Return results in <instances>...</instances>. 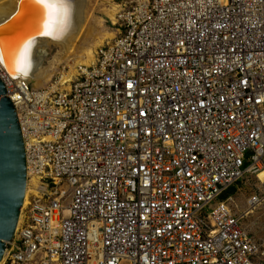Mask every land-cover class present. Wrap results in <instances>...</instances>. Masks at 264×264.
Wrapping results in <instances>:
<instances>
[{
  "label": "built area",
  "instance_id": "2783aa9c",
  "mask_svg": "<svg viewBox=\"0 0 264 264\" xmlns=\"http://www.w3.org/2000/svg\"><path fill=\"white\" fill-rule=\"evenodd\" d=\"M117 6L68 89L0 68L30 185L3 264H264L243 224L264 207V0Z\"/></svg>",
  "mask_w": 264,
  "mask_h": 264
},
{
  "label": "bare ground",
  "instance_id": "6f19581e",
  "mask_svg": "<svg viewBox=\"0 0 264 264\" xmlns=\"http://www.w3.org/2000/svg\"><path fill=\"white\" fill-rule=\"evenodd\" d=\"M94 4L91 11H86L88 4ZM70 5V15L65 31L59 39L50 37L37 36L31 48V68L27 76H14L10 73L8 67L4 63H0V68L12 80H18L30 85L33 91L40 92L46 90L51 92L56 87L51 71L53 65L57 67L63 64L61 71L58 73L60 81L55 79V82L60 84L63 89H68L73 78L78 74L80 68L91 67L95 63L97 51L116 38V34L110 33L105 29L104 21L96 17V13L105 12L107 18L115 24V15L118 7L110 6V10H101L103 3L100 0H68ZM109 4V2H106ZM90 8V7H89ZM21 11V0H0V24L13 16L10 24L14 21L17 14ZM38 16H30L25 22L31 21L36 23ZM8 24V25H10ZM6 34L8 30L6 29ZM94 39V41H92ZM111 41V42H110ZM57 48L58 54L53 57L48 64H44L47 59V51L51 48ZM43 52L42 55L40 52ZM46 58V59H45ZM69 70V71H68ZM57 77V78H58ZM48 85V86H47ZM52 86H54L52 88ZM264 180V173L260 176ZM37 186V184H35ZM30 195V185L27 184V190L24 198V203L21 209L20 218L16 227V232L19 230L24 211L28 206ZM15 232V233H16ZM4 258L0 264L5 261Z\"/></svg>",
  "mask_w": 264,
  "mask_h": 264
},
{
  "label": "water",
  "instance_id": "95a60500",
  "mask_svg": "<svg viewBox=\"0 0 264 264\" xmlns=\"http://www.w3.org/2000/svg\"><path fill=\"white\" fill-rule=\"evenodd\" d=\"M13 16L0 25L10 24ZM6 96L0 79V263L14 238L27 188L24 141L16 110Z\"/></svg>",
  "mask_w": 264,
  "mask_h": 264
},
{
  "label": "snow or ice",
  "instance_id": "6c2138e0",
  "mask_svg": "<svg viewBox=\"0 0 264 264\" xmlns=\"http://www.w3.org/2000/svg\"><path fill=\"white\" fill-rule=\"evenodd\" d=\"M70 15L68 0H21V11L10 25H0V63L14 76H27L37 36L59 39ZM38 16L36 23L25 22ZM6 29L8 34H6Z\"/></svg>",
  "mask_w": 264,
  "mask_h": 264
},
{
  "label": "rangeland",
  "instance_id": "374dc122",
  "mask_svg": "<svg viewBox=\"0 0 264 264\" xmlns=\"http://www.w3.org/2000/svg\"><path fill=\"white\" fill-rule=\"evenodd\" d=\"M101 3H103V7L100 8L101 10H110V6L113 5V7H118L117 5H121L123 3V0H100ZM106 2H109V4H106ZM86 11H91L94 7V4L92 2L88 4ZM110 5V6H109ZM90 7V8H89ZM96 17L100 18L104 21V26L107 31L110 33L116 34V30L113 29L111 26L110 20L105 15V12H98L96 13ZM94 41V39L92 40ZM111 42V41H110ZM58 49L55 47H51L46 53H47V59L45 60L44 64H48L49 61L53 59L58 54ZM42 51L40 54L42 55ZM53 70L51 71L53 75V81L59 76L58 73L61 71L63 64L59 65L57 64V67L55 65L52 66ZM69 71V70H68ZM48 86V85H47ZM259 188L258 184L255 180H253L251 177H247L243 179L241 182H239L234 188L228 190L223 196L222 199H226L227 197L231 198V204L234 206L237 212H241L244 210L247 201L250 197L254 195L255 192H257V189ZM245 229L250 233V235L257 241V242H264V207L261 209H258L251 217L246 219L244 222Z\"/></svg>",
  "mask_w": 264,
  "mask_h": 264
}]
</instances>
